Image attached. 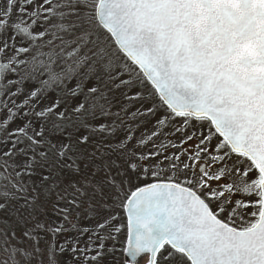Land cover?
Here are the masks:
<instances>
[{
	"label": "snow or ice",
	"instance_id": "obj_1",
	"mask_svg": "<svg viewBox=\"0 0 264 264\" xmlns=\"http://www.w3.org/2000/svg\"><path fill=\"white\" fill-rule=\"evenodd\" d=\"M0 264H264V0H0Z\"/></svg>",
	"mask_w": 264,
	"mask_h": 264
}]
</instances>
